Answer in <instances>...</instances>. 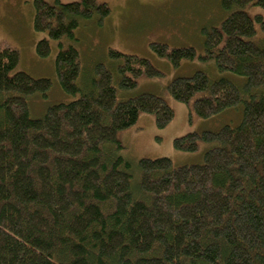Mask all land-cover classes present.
Listing matches in <instances>:
<instances>
[{
  "label": "trees",
  "instance_id": "16d2710c",
  "mask_svg": "<svg viewBox=\"0 0 264 264\" xmlns=\"http://www.w3.org/2000/svg\"><path fill=\"white\" fill-rule=\"evenodd\" d=\"M251 6L264 9V0H221L228 14L205 31L202 54L152 43L173 67L198 58L244 77L238 85L196 70L171 79L167 92L188 106L189 120L239 107L241 119L173 139L184 152L205 143L202 162L142 157L134 179L119 132L141 114L164 128L174 110L159 95L119 99L118 91L162 71L110 49L80 86L79 52L60 39L74 38L81 22H101L109 6L34 1L33 28L46 34L35 52L47 57L58 41L57 80L77 97L31 116L30 98L47 97L52 79L16 70L18 50L0 48V264H264V17Z\"/></svg>",
  "mask_w": 264,
  "mask_h": 264
},
{
  "label": "rangeland",
  "instance_id": "374dc122",
  "mask_svg": "<svg viewBox=\"0 0 264 264\" xmlns=\"http://www.w3.org/2000/svg\"><path fill=\"white\" fill-rule=\"evenodd\" d=\"M34 1L0 0V48L8 46L18 50L20 61L16 70L36 78L52 79L47 97L34 95L29 100L30 115L39 117L49 105L68 102L77 96L66 95L57 80L54 60L59 49L58 41H50L51 52L47 57H39L35 52L37 41L46 34L36 32L33 28ZM99 1L109 6L108 16L101 22L97 19L81 22L74 31V38L60 39L64 46L73 45L79 52L80 75L77 83L85 86L95 64L109 62L110 49L142 56L161 70L162 76L141 77L135 88L119 90L118 98L153 93L164 98L174 110L173 119L164 128L156 127L152 115L141 114L135 125L119 132L118 137L122 143L120 154L133 165L134 179L138 176L136 163L142 157H168L175 165L202 162L207 147L205 143H201L195 152H184L174 148L173 139L189 131H214L225 124L235 125L241 119V108H232L209 119L193 114L189 120L188 106L172 98L166 86L174 77L188 76L196 70L205 71L211 78L227 77L238 85L244 82V77L220 72L213 61L198 58L183 60L178 67H173L167 59L153 51L152 43H164L168 47L191 46L202 54L205 31L219 26L228 14L222 9L221 0ZM245 10L249 14L260 13L264 17V9L258 6L246 7ZM260 32L257 30V33Z\"/></svg>",
  "mask_w": 264,
  "mask_h": 264
}]
</instances>
